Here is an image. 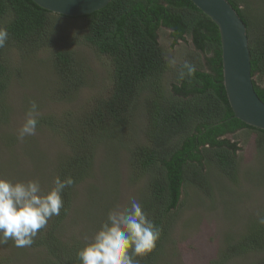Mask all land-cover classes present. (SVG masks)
<instances>
[{"label":"trees","instance_id":"trees-1","mask_svg":"<svg viewBox=\"0 0 264 264\" xmlns=\"http://www.w3.org/2000/svg\"><path fill=\"white\" fill-rule=\"evenodd\" d=\"M226 1L246 27L252 84L264 103V0ZM68 19L82 21L80 39L109 61L111 86L104 96L91 99L63 123L51 118L42 122L67 143L66 153L56 161L52 187L56 176L61 179L71 176L74 184L62 193L60 215L51 217L34 243L26 248L43 253V258L36 259L39 264H81L78 249L91 240L111 206L108 196L101 195L98 203L90 202L87 210H96L98 214L89 215L86 210L82 213L87 221V233L79 238L83 241H62L76 188L90 177L99 145L107 151L108 158L119 151L125 135L130 133L135 103L146 92L141 129L145 143L129 152L128 164L134 181L145 180L138 202L162 229L155 249L137 259L139 264H155L170 242L182 187L190 185L210 196L208 167L235 182L236 144L223 136L248 129L259 134L257 144L263 147L264 131L233 118L222 85L217 27L189 0H112L104 8L81 17L55 15L30 0H0V26L9 33L5 46L0 48V98L10 80L3 60L5 47L15 46L23 51L42 49L54 22ZM161 28L170 31L172 45L188 36L195 51L205 59L206 71L196 70L184 80L177 75L172 96H166L160 84L167 70L158 43ZM51 59L60 94L64 98L75 95L83 80L74 53L56 50ZM254 77L262 85L256 84ZM1 103L0 100V107ZM257 221L258 218L249 224L248 231L227 237L213 263L226 264L231 259L258 254L260 257L254 264H264V225Z\"/></svg>","mask_w":264,"mask_h":264},{"label":"rangeland","instance_id":"rangeland-1","mask_svg":"<svg viewBox=\"0 0 264 264\" xmlns=\"http://www.w3.org/2000/svg\"><path fill=\"white\" fill-rule=\"evenodd\" d=\"M54 24L42 49L23 51L15 46L5 47L3 60L10 80L0 98V177L12 182L35 179L45 191L52 187L56 161L66 153L67 143L42 122L51 118L61 124L74 116L88 101L108 92L112 76L109 61L80 39L81 20H61ZM158 43L165 61L166 57H175L180 63L187 61L196 70L206 71L204 56L195 51L188 36L185 41L172 45L170 31L161 28ZM56 50H70L75 55L83 80L75 95L64 98L59 92L61 86L51 59ZM177 75V70L167 65L160 79L166 96L173 95L172 85L177 84ZM253 80L262 85L257 77ZM146 95L143 92L135 103L131 130L125 135L119 151L108 158L103 146L96 149L90 177L76 188L73 208L61 234L62 241L81 240L80 236L87 233V221L82 213L86 210L89 215L96 216L98 211L87 208L90 202H100L101 195L109 197L111 209L117 205L121 208L129 206L132 199L139 201L145 180L132 179L128 156L134 147L145 143L141 129L145 121ZM30 100L38 104L39 123L35 135L20 141L17 133ZM223 139L236 144L235 182L224 178L214 167H208L211 198L190 185L182 187L170 242L155 264H214L227 237L248 231L249 224L264 213V146L257 144L259 134L241 129ZM38 256L43 258L44 255L26 247H16L12 240L0 245V264H39L36 262ZM259 257L258 254H247L226 264H254Z\"/></svg>","mask_w":264,"mask_h":264},{"label":"clouds","instance_id":"clouds-1","mask_svg":"<svg viewBox=\"0 0 264 264\" xmlns=\"http://www.w3.org/2000/svg\"><path fill=\"white\" fill-rule=\"evenodd\" d=\"M8 38L7 28L0 26V48ZM166 63L177 70L180 80L191 78L196 71L194 65L187 61L180 63L175 57H166ZM38 115V104L30 100L18 129V140L36 134ZM73 184L71 176L64 179L56 176L54 186L45 191L35 179L12 182L0 177V245L12 240L16 247L31 246L50 218L60 215L62 193ZM257 222L264 225V215H258ZM161 232L141 204L132 199L129 206L117 205L108 211L91 240L78 249L77 257L81 264H139L137 257L155 249Z\"/></svg>","mask_w":264,"mask_h":264},{"label":"water","instance_id":"water-1","mask_svg":"<svg viewBox=\"0 0 264 264\" xmlns=\"http://www.w3.org/2000/svg\"><path fill=\"white\" fill-rule=\"evenodd\" d=\"M37 7L64 17L96 12L112 0H30ZM217 27L221 50L222 85L233 118L264 131V103L251 76L246 27L226 0H189Z\"/></svg>","mask_w":264,"mask_h":264},{"label":"bare ground","instance_id":"bare-ground-1","mask_svg":"<svg viewBox=\"0 0 264 264\" xmlns=\"http://www.w3.org/2000/svg\"><path fill=\"white\" fill-rule=\"evenodd\" d=\"M191 2V1H190Z\"/></svg>","mask_w":264,"mask_h":264}]
</instances>
